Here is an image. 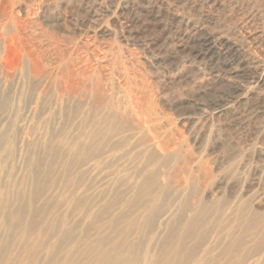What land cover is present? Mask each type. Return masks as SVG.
<instances>
[{
  "label": "rangeland",
  "instance_id": "rangeland-1",
  "mask_svg": "<svg viewBox=\"0 0 264 264\" xmlns=\"http://www.w3.org/2000/svg\"><path fill=\"white\" fill-rule=\"evenodd\" d=\"M0 264H264V0H0Z\"/></svg>",
  "mask_w": 264,
  "mask_h": 264
},
{
  "label": "bare ground",
  "instance_id": "bare-ground-1",
  "mask_svg": "<svg viewBox=\"0 0 264 264\" xmlns=\"http://www.w3.org/2000/svg\"><path fill=\"white\" fill-rule=\"evenodd\" d=\"M226 49V48H225ZM187 53V52H186ZM204 60V59H203ZM238 66V65H237ZM223 69V68H222ZM220 72V71H219ZM260 77V76H259ZM235 79V78H234ZM260 79V78H259ZM261 80V79H260ZM252 85V84H251ZM250 85V86H251ZM215 94V93H214ZM210 103V102H209ZM96 122V121H94ZM112 124V123H111ZM85 129V128H84ZM88 131V130H87ZM87 134V133H86ZM108 139V138H107ZM103 146V145H102ZM90 151V150H89ZM77 154V153H76ZM91 154V153H90ZM112 155V154H111ZM121 155V154H120ZM74 157V156H73ZM122 158V157H121ZM107 161V160H106ZM113 162V161H112ZM110 165V164H109ZM136 165V164H135ZM68 166V165H67ZM108 167V166H107ZM71 170V169H70ZM129 176V175H128ZM144 177V176H143ZM145 179V178H144ZM91 182V181H90ZM141 185V184H140ZM145 185V184H144ZM68 188V187H67ZM145 188V187H144ZM103 192V191H102ZM129 201V200H128ZM132 203V202H131ZM121 215V214H120ZM254 222V221H253ZM233 230V229H232ZM259 231V230H258ZM72 232V231H71ZM230 233V232H229ZM197 243V242H196ZM226 243V242H225ZM238 243V242H237ZM231 245V244H230ZM124 248V247H123ZM190 248V247H189ZM256 249V248H255ZM116 251V250H115ZM190 253V252H189ZM214 262V261H213ZM194 263V262H193Z\"/></svg>",
  "mask_w": 264,
  "mask_h": 264
}]
</instances>
